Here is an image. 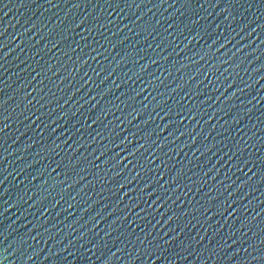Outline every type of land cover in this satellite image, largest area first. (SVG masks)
I'll return each instance as SVG.
<instances>
[{
  "label": "water",
  "instance_id": "water-1",
  "mask_svg": "<svg viewBox=\"0 0 264 264\" xmlns=\"http://www.w3.org/2000/svg\"><path fill=\"white\" fill-rule=\"evenodd\" d=\"M0 264H264V0H0Z\"/></svg>",
  "mask_w": 264,
  "mask_h": 264
}]
</instances>
